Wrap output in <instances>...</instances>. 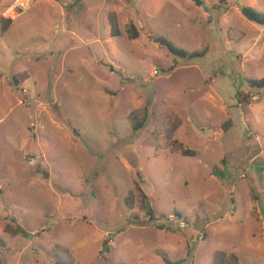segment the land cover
Masks as SVG:
<instances>
[{
	"label": "rangeland",
	"instance_id": "obj_1",
	"mask_svg": "<svg viewBox=\"0 0 264 264\" xmlns=\"http://www.w3.org/2000/svg\"><path fill=\"white\" fill-rule=\"evenodd\" d=\"M247 8L264 0H0V264H56L57 245L77 264H264V89L248 84L264 26Z\"/></svg>",
	"mask_w": 264,
	"mask_h": 264
},
{
	"label": "trees",
	"instance_id": "obj_2",
	"mask_svg": "<svg viewBox=\"0 0 264 264\" xmlns=\"http://www.w3.org/2000/svg\"><path fill=\"white\" fill-rule=\"evenodd\" d=\"M247 10L249 11V13L252 15V20L259 24L260 26H264V13L262 12H257L255 9L253 8H247ZM3 31H6L8 29L9 24L12 22L11 19H3ZM110 24H111V35L113 37H117V36H121L122 32L121 29L119 27V22H118V18L116 14H110V18H109ZM134 35L132 36L133 39H136L138 37V31L137 29L134 27ZM154 43L158 44L161 47H164L165 49H167V51L175 58L178 59H192L195 57H200V55H202L201 53H190L184 49H180L178 47H176L172 42H170L168 39H166L165 37H157L154 39ZM14 80H16V78H14ZM248 84L249 87L251 88H257V89H264V77L261 79H251L248 80ZM247 99L248 97L245 96ZM132 122H133V128L135 131H139L143 128V124L145 119H140L138 117V114L133 113L130 116ZM176 127L174 126L173 128H171L169 131L170 133H174L175 132ZM171 136V135H170ZM169 136L170 140L171 137ZM171 149L173 152H181V154L183 156H196L197 152L193 151V150H188L185 147H183L182 144L178 143L177 141H171V145H170ZM138 192L140 194H142L143 196L145 195L141 188L136 186ZM134 197V193L130 192L129 197L126 198L125 203L128 207H131V202L133 200ZM146 197V196H144ZM147 212L149 217H151V219L154 217L153 213H152V209H149L147 207ZM13 235H17L18 233L21 235H26V232L24 229L18 227L15 231L11 232ZM54 255L57 258L56 264H77L75 258H74V253L69 251V249L67 250V248H63L60 245H57L54 247ZM240 259L238 257V255L236 253H232V254H228L224 251H217L214 255V259L212 264H239Z\"/></svg>",
	"mask_w": 264,
	"mask_h": 264
},
{
	"label": "water",
	"instance_id": "obj_3",
	"mask_svg": "<svg viewBox=\"0 0 264 264\" xmlns=\"http://www.w3.org/2000/svg\"><path fill=\"white\" fill-rule=\"evenodd\" d=\"M243 14H245V16H247L248 18L252 19V15L249 13V11L247 9H243Z\"/></svg>",
	"mask_w": 264,
	"mask_h": 264
},
{
	"label": "bare ground",
	"instance_id": "obj_4",
	"mask_svg": "<svg viewBox=\"0 0 264 264\" xmlns=\"http://www.w3.org/2000/svg\"><path fill=\"white\" fill-rule=\"evenodd\" d=\"M22 2H24L25 0H21Z\"/></svg>",
	"mask_w": 264,
	"mask_h": 264
}]
</instances>
